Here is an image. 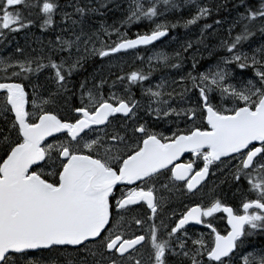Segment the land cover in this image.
<instances>
[{"label": "snow or ice", "instance_id": "snow-or-ice-1", "mask_svg": "<svg viewBox=\"0 0 264 264\" xmlns=\"http://www.w3.org/2000/svg\"><path fill=\"white\" fill-rule=\"evenodd\" d=\"M124 5L0 0V264H264V0Z\"/></svg>", "mask_w": 264, "mask_h": 264}, {"label": "rangeland", "instance_id": "rangeland-1", "mask_svg": "<svg viewBox=\"0 0 264 264\" xmlns=\"http://www.w3.org/2000/svg\"><path fill=\"white\" fill-rule=\"evenodd\" d=\"M124 6H126V5L114 6L112 8H109V9H111L110 11L103 10V11H106L107 16L109 17V22L111 19L116 18L120 15V13L123 11ZM233 15H234V13H233ZM97 19H100V18L97 17ZM209 22H211V21H209ZM226 26L227 25H225V27ZM223 31H224V28H220L218 35H222ZM178 32H179V35L181 37H183L184 30L179 29ZM15 35L16 36L19 35L20 37L19 38L15 37L12 41H9L8 45L4 48V50L0 51V57H6V56L12 54L17 45L23 47L25 49L26 53L30 52L32 48L38 49L41 46V42L46 44L49 39H52L54 37V34L52 32H41V30L38 27H33L29 31V33H26V32L22 33L21 32L19 34H15ZM211 42L214 43L215 41L213 40ZM165 43L170 44L171 47L176 46L174 42L166 41ZM169 50H171V49L169 48ZM148 54L150 55V53H148ZM137 55H140V56L143 55L144 56L146 54L143 50L142 51L140 50L138 53L130 51L128 54L119 55L118 58L115 61H113V63L120 65L125 70H129L130 68L132 69V68L139 65V62L136 59ZM221 179H222V177H221ZM213 187H214V185H211V184L208 186H205L203 188V192H208ZM216 191L219 195L222 194L223 197L225 195L226 196L229 195L227 198L228 201L230 200L233 202L231 192L228 190L227 185H221V187L217 188Z\"/></svg>", "mask_w": 264, "mask_h": 264}, {"label": "flooded vegetation", "instance_id": "flooded-vegetation-1", "mask_svg": "<svg viewBox=\"0 0 264 264\" xmlns=\"http://www.w3.org/2000/svg\"><path fill=\"white\" fill-rule=\"evenodd\" d=\"M26 33H29V31H27ZM15 37H18L19 38L20 36L19 35H17V36L16 35L10 36L7 41H4V40L0 39V51H3L4 48L8 45L9 41H12ZM188 158L189 157L186 154V156L184 157V160L186 161ZM220 180H221V176L219 174H217L216 176L210 175L206 179V181L204 182V185L205 186H208V185L211 184V185H214L215 186V185L220 184ZM201 195H202L201 192H197L195 195L185 194V193H182V192H176L174 194V196H173V207L176 208L177 211L179 212L180 210H182V206L184 204H191L193 202H198L200 200ZM220 196L223 197L222 194ZM228 196H227V198H228ZM228 202L229 203H232V201H230V200ZM218 223L220 224L221 230H223L225 221H220ZM192 230L199 232V231H201L203 229H202V226L196 225V226H194V228H192Z\"/></svg>", "mask_w": 264, "mask_h": 264}, {"label": "trees", "instance_id": "trees-1", "mask_svg": "<svg viewBox=\"0 0 264 264\" xmlns=\"http://www.w3.org/2000/svg\"><path fill=\"white\" fill-rule=\"evenodd\" d=\"M123 5H124V0H109V8H112L114 6H123ZM136 30H137L136 27H133L132 32L134 33Z\"/></svg>", "mask_w": 264, "mask_h": 264}, {"label": "bare ground", "instance_id": "bare-ground-1", "mask_svg": "<svg viewBox=\"0 0 264 264\" xmlns=\"http://www.w3.org/2000/svg\"><path fill=\"white\" fill-rule=\"evenodd\" d=\"M141 51H142V49H141ZM137 63V62H136ZM131 69V68H130Z\"/></svg>", "mask_w": 264, "mask_h": 264}]
</instances>
